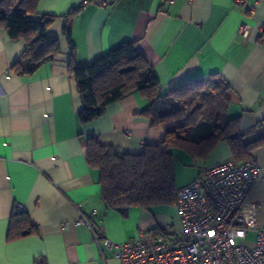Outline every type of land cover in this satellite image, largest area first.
<instances>
[{"label":"crops","instance_id":"obj_1","mask_svg":"<svg viewBox=\"0 0 264 264\" xmlns=\"http://www.w3.org/2000/svg\"><path fill=\"white\" fill-rule=\"evenodd\" d=\"M87 1L38 0L30 18H51L46 32L58 40L59 52L31 75L11 71L26 41L12 39L0 27V264H120L106 249L103 260L82 216L94 230L103 226L116 243L157 226L174 234L182 230L175 205L121 212L106 208L100 197L98 171L86 161L87 139L137 153L159 141L164 129L152 126L142 113L148 101L138 91L110 103L95 119L79 122L82 102L68 71L69 44L63 34V15L72 8L80 7L70 23L79 65L132 39L158 78L163 101L187 79L220 78L232 90L228 117L238 116L244 131L264 120V0ZM243 23L249 26L246 37L238 33ZM252 154L263 172L245 205L255 224L245 231L248 245L264 228V146ZM230 159L225 141L203 158L173 149L176 186ZM16 203L23 205L37 233L8 240Z\"/></svg>","mask_w":264,"mask_h":264},{"label":"trees","instance_id":"obj_2","mask_svg":"<svg viewBox=\"0 0 264 264\" xmlns=\"http://www.w3.org/2000/svg\"><path fill=\"white\" fill-rule=\"evenodd\" d=\"M37 3L38 0H0V27L12 39L26 41V48L10 68L18 76L33 74L59 52L58 40L46 32L51 18H30ZM79 9L74 7L63 15V34L69 44L68 71L75 78L82 102L79 122L95 119L110 103L138 91L148 101L142 113L152 126L164 129L159 141L146 143L137 153L120 152L93 137L87 139L86 161L98 171L100 197L106 208L125 212L131 207L175 205L179 187L175 183L173 149L203 158L217 142L225 141L231 160L241 162L253 158V150L264 146V120L244 131L238 116L228 117L232 90L223 79H187L171 89V97L163 101L158 78L135 40H125L79 65L70 28ZM187 98L190 100L182 106L174 103ZM163 104L169 108L167 111L162 110ZM34 233L37 226L28 213L15 209L9 217L7 239Z\"/></svg>","mask_w":264,"mask_h":264},{"label":"built area","instance_id":"obj_3","mask_svg":"<svg viewBox=\"0 0 264 264\" xmlns=\"http://www.w3.org/2000/svg\"><path fill=\"white\" fill-rule=\"evenodd\" d=\"M87 2L104 5L109 0ZM248 30L243 23L238 33L246 37ZM262 172L254 157L241 162L230 159L179 187L175 206L182 223L180 233L157 226L116 243L105 235L103 226L94 230L84 216L80 222L87 223L103 260L106 249L120 264H264V228L256 230L251 245L244 240L247 228L255 225L251 211L245 208L246 201ZM15 209L23 210V205L16 203ZM236 237L241 241L234 242Z\"/></svg>","mask_w":264,"mask_h":264},{"label":"rangeland","instance_id":"obj_4","mask_svg":"<svg viewBox=\"0 0 264 264\" xmlns=\"http://www.w3.org/2000/svg\"><path fill=\"white\" fill-rule=\"evenodd\" d=\"M189 100H190V98L182 99V100H176V101H177L176 104L179 105V106H182V105H184L185 103H187Z\"/></svg>","mask_w":264,"mask_h":264}]
</instances>
